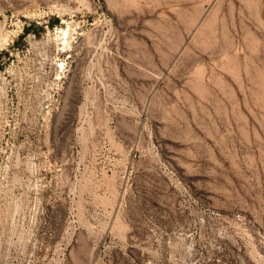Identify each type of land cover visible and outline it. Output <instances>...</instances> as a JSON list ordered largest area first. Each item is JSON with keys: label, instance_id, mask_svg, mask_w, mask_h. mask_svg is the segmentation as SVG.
<instances>
[{"label": "rangeland", "instance_id": "rangeland-1", "mask_svg": "<svg viewBox=\"0 0 264 264\" xmlns=\"http://www.w3.org/2000/svg\"><path fill=\"white\" fill-rule=\"evenodd\" d=\"M0 264H264V0H0Z\"/></svg>", "mask_w": 264, "mask_h": 264}]
</instances>
